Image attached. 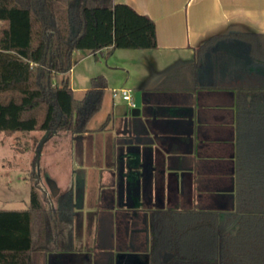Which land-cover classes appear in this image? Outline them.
I'll return each mask as SVG.
<instances>
[{
    "label": "crops",
    "instance_id": "1",
    "mask_svg": "<svg viewBox=\"0 0 264 264\" xmlns=\"http://www.w3.org/2000/svg\"><path fill=\"white\" fill-rule=\"evenodd\" d=\"M112 2L148 17L157 46L77 51L71 70L55 78L59 86L66 81L78 100L93 79H102L106 88L97 113L108 110L94 132L88 125L97 113L87 132L73 137L94 144L83 149L79 171L96 174L98 196L85 195L77 203L89 222L77 226L75 251L55 258L56 264H110L111 255L130 249L140 263L152 246L154 211L216 214L224 229L236 208L237 94L264 87V65L251 61L249 44L236 36L264 35V0ZM177 70L184 71L174 76L173 85L159 89ZM120 90L130 91L134 102L139 93V106L130 108ZM120 171L124 185L136 179L138 186V207L128 211L114 195Z\"/></svg>",
    "mask_w": 264,
    "mask_h": 264
},
{
    "label": "trees",
    "instance_id": "2",
    "mask_svg": "<svg viewBox=\"0 0 264 264\" xmlns=\"http://www.w3.org/2000/svg\"><path fill=\"white\" fill-rule=\"evenodd\" d=\"M236 36L249 44L251 61L264 65V35ZM156 46L154 23L112 0H0V136L38 132L45 134L41 143L82 137L106 86L93 79L78 100L66 81L55 84L71 70L73 54ZM183 71L169 74L158 88L171 87ZM236 133V208L224 229L216 214L154 211L147 264H264V87L238 92ZM42 178L37 154L27 207L0 210V264H56L55 258L76 249L73 196L54 198Z\"/></svg>",
    "mask_w": 264,
    "mask_h": 264
},
{
    "label": "rangeland",
    "instance_id": "3",
    "mask_svg": "<svg viewBox=\"0 0 264 264\" xmlns=\"http://www.w3.org/2000/svg\"><path fill=\"white\" fill-rule=\"evenodd\" d=\"M54 82L56 83V81ZM116 99L119 100L118 97ZM107 111L105 107L91 119L88 128L92 132L105 121ZM44 135L43 133L33 132L29 135L16 133L11 137L0 136V210H23L27 207L30 190L28 177L33 170V160L38 154L39 166L43 174L41 186L50 190V184L54 185L59 190L57 196L71 192L75 220L78 229L79 226L83 228L89 221L81 217L82 208L78 207L76 202L78 201L79 204L78 198H83L85 195L88 200L96 199L98 194L95 183L96 174L93 172V174L88 175L80 172L79 169L84 155L83 149L87 147V144L88 147H93L94 144L78 142L71 136H55L49 141L41 143ZM89 157L91 158L90 155ZM124 178V174L122 176V171H120L118 183L116 181L113 187L115 197L119 201L123 200L127 203L126 208H124L128 211L127 207L131 205H134L135 208L138 207L139 194L136 179L124 185ZM110 224L107 227L108 233L113 227ZM81 249V253L86 252L85 247ZM54 257L55 255H52L50 261ZM110 257L112 258L110 264H139L135 252L131 249L123 252L120 257L118 255L117 257L115 255ZM118 257L121 258V261L117 262ZM102 263H106V260H102ZM51 264H53L52 261Z\"/></svg>",
    "mask_w": 264,
    "mask_h": 264
},
{
    "label": "built area",
    "instance_id": "4",
    "mask_svg": "<svg viewBox=\"0 0 264 264\" xmlns=\"http://www.w3.org/2000/svg\"><path fill=\"white\" fill-rule=\"evenodd\" d=\"M119 93L121 95L122 100L127 102L128 106L130 108H135L136 107L135 102H134V100H133V98H132V96L130 94V91H128V90H120Z\"/></svg>",
    "mask_w": 264,
    "mask_h": 264
},
{
    "label": "water",
    "instance_id": "5",
    "mask_svg": "<svg viewBox=\"0 0 264 264\" xmlns=\"http://www.w3.org/2000/svg\"><path fill=\"white\" fill-rule=\"evenodd\" d=\"M139 104H140V94L136 93V95H135V105H136V107H138ZM50 191H51L53 197H56L57 194L59 193V190H57L56 187L54 185H52V184H50ZM80 199H81V197L78 198L79 201H80ZM76 203H78V201Z\"/></svg>",
    "mask_w": 264,
    "mask_h": 264
},
{
    "label": "flooded vegetation",
    "instance_id": "6",
    "mask_svg": "<svg viewBox=\"0 0 264 264\" xmlns=\"http://www.w3.org/2000/svg\"><path fill=\"white\" fill-rule=\"evenodd\" d=\"M152 243H153V238H152ZM151 248H152V246H151ZM150 252H151V249L146 255H144L143 261H141L139 264H147ZM167 257L170 258L171 256L168 255Z\"/></svg>",
    "mask_w": 264,
    "mask_h": 264
}]
</instances>
